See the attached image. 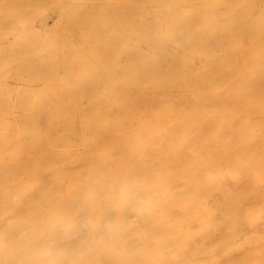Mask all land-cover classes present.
<instances>
[{
  "label": "rangeland",
  "instance_id": "obj_1",
  "mask_svg": "<svg viewBox=\"0 0 264 264\" xmlns=\"http://www.w3.org/2000/svg\"><path fill=\"white\" fill-rule=\"evenodd\" d=\"M169 5L174 10L167 21L176 24L174 32L163 20ZM260 16L264 17V0H177L174 4L169 0H0V122L9 120L14 134L26 136L22 126L26 118L21 114L33 106L44 113L48 106L41 103L43 95L53 90L58 78L73 83L68 70L78 41L90 44L101 39L100 22L133 18L139 26L123 37L134 64L131 69L151 74L152 84L163 86L162 102L154 107L177 108L174 114L112 116L110 123L119 124V129L98 135L83 127L65 129L72 135H85L81 138L90 142L67 140L49 151H29L27 156L43 160L46 179L80 168V163L52 166L51 161L58 158L96 163L102 173L114 171L115 185L129 172L133 178L142 164L149 175L150 193L160 179L161 188L156 190L166 193L162 206L148 208L144 220L134 209L127 211L128 203L119 202L116 208L119 224L126 225L123 218L127 215L125 222L143 232L148 264H264V119H259V111L264 110L259 42L264 44V35L259 41ZM170 36L178 38L173 55L167 49ZM76 56L83 57L81 49ZM199 99L207 100L203 107L197 106ZM208 108L213 110L211 115H218L214 111L218 109L232 113L211 116ZM44 117L39 116L34 133L50 146ZM69 184L74 201L67 206L68 213L88 217L86 207L76 201L83 192L73 180ZM74 230L76 236L91 239L84 222L75 220ZM10 234L12 239L19 238V230ZM139 241L136 233L123 226L115 254L120 258L134 253L127 264H142L145 257L138 251ZM54 245L50 239L49 248ZM71 247L76 258L85 259L83 246ZM92 252L104 264L116 261L99 242L92 244ZM63 260L58 264L65 260L74 264ZM0 264H33V259L25 250L0 244Z\"/></svg>",
  "mask_w": 264,
  "mask_h": 264
},
{
  "label": "bare ground",
  "instance_id": "obj_2",
  "mask_svg": "<svg viewBox=\"0 0 264 264\" xmlns=\"http://www.w3.org/2000/svg\"><path fill=\"white\" fill-rule=\"evenodd\" d=\"M169 1L174 4L177 0ZM172 8L170 6L163 20L172 25L173 29L171 31L174 32V25L176 24L167 21V16L174 10V7ZM259 18V41H262L264 17L260 16ZM98 25L104 31V35L100 37L101 39H96L90 44L79 40L74 48L75 60L68 70L73 83L68 85L63 77L58 78L53 90H49L43 95L41 103L48 106L44 113H41L39 106H33L21 114L26 118V122L22 123L26 136L14 134L13 123L9 120L0 122V244H10L25 250L27 255L32 257L33 264H50L53 258L56 259L57 264L63 259H68L74 264H90V262L92 264H104L102 258L96 257L95 254L92 256V244L94 242L101 243L105 246V251L113 256L116 261L111 264H127L133 261L131 255L134 253L121 255L119 258L114 249L118 231L123 226L138 235L140 239L138 251H142L145 257L142 264H148L145 255L146 240L143 238V232H140L139 228L133 229L130 224L125 222L127 215L123 218L126 225L119 224L116 209L119 202L128 203L123 197V190L129 182L134 180L146 181L148 186L147 178L149 175L142 168V164L133 178H129L131 174L129 172L128 175L121 177L119 184L116 183L115 185L116 175L114 171L102 173V166L96 163L85 165L82 164L83 162H73L63 158L51 161L52 166L61 168L80 163V168L76 167L72 174L59 172L55 173L53 178L46 179V176L42 174V168L45 165L43 160L32 158L26 154L35 150L49 151L53 145L67 140L81 144L90 142L84 137L81 138L85 135H72V133L69 134L64 131L65 129L83 127L85 130L97 131L98 135L106 129H119V124L110 123L112 116L124 118L126 116H168L176 111L177 108L161 109L154 107L156 103L162 102L160 90L163 86L152 84L151 74L147 76L140 73L138 69H131L134 64L127 56L126 43L123 37L129 32H133L139 24L133 18H129L128 21L124 22L104 21ZM145 26L150 28L149 24ZM167 41H169L167 45H170L167 47L169 54L173 55L172 47L175 46L178 38L170 36ZM78 49L82 50L83 57L78 58L76 56ZM84 56L93 59L88 60ZM103 64L107 69L106 73L101 68ZM176 77H178L177 74ZM259 77L262 79L259 82L260 86H264L262 85L264 83V44L262 42H259ZM18 93L23 95L22 89L19 88ZM143 96H147L149 99L145 102L142 100ZM183 97L182 99L185 100ZM203 102H207V100L199 99L197 106H202ZM143 103H145L144 106ZM208 110L211 115L213 110L210 108ZM214 111H218V115L211 116H222L221 112L225 113L220 109ZM231 113L225 114L230 116ZM39 116H45L44 120L49 131L48 139L52 141L50 146H45V142L34 133V126L39 121ZM256 117L258 118V116ZM259 119H264V110L259 111ZM133 125L131 126L133 127ZM66 136L76 137L67 138ZM85 166L90 168L85 169ZM23 176H26V181H23ZM70 180H73V184L83 192V195L76 201L86 207L89 212L88 217H76L68 213L67 206L74 201V197L69 195L68 192V189L72 186L69 184ZM156 188H161L160 179L155 181L152 188L154 193H158ZM128 205L127 211L131 212L134 209L137 217L142 220L148 215V208L143 204L128 203ZM161 206L162 200L154 204L156 209ZM75 220L85 223L91 239L85 240L83 236H76L74 230ZM192 227H195V225H192ZM15 230H19V238L12 239L10 233ZM50 239L55 241L53 248L48 246ZM73 244L84 247L85 259L83 258L80 261L74 256L71 247ZM256 253L257 251L254 255ZM190 257L192 258V256ZM201 257L206 256L204 254V257Z\"/></svg>",
  "mask_w": 264,
  "mask_h": 264
},
{
  "label": "clouds",
  "instance_id": "obj_3",
  "mask_svg": "<svg viewBox=\"0 0 264 264\" xmlns=\"http://www.w3.org/2000/svg\"><path fill=\"white\" fill-rule=\"evenodd\" d=\"M166 193H150L146 181L134 180L123 190L124 199L131 204H143L147 208H151L154 204L158 203ZM50 264H57L53 258Z\"/></svg>",
  "mask_w": 264,
  "mask_h": 264
}]
</instances>
